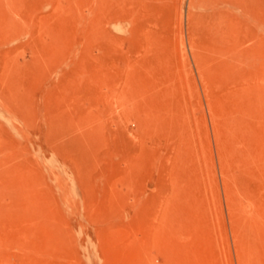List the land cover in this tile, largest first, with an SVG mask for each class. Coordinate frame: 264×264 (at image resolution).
<instances>
[{
    "label": "rangeland",
    "instance_id": "1",
    "mask_svg": "<svg viewBox=\"0 0 264 264\" xmlns=\"http://www.w3.org/2000/svg\"><path fill=\"white\" fill-rule=\"evenodd\" d=\"M0 264H264V0H0Z\"/></svg>",
    "mask_w": 264,
    "mask_h": 264
}]
</instances>
